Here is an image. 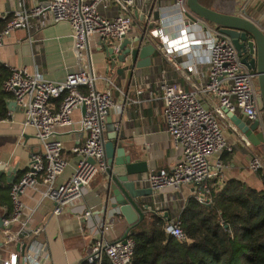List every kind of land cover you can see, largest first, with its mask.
Returning <instances> with one entry per match:
<instances>
[{
  "label": "crops",
  "instance_id": "0c3cea01",
  "mask_svg": "<svg viewBox=\"0 0 264 264\" xmlns=\"http://www.w3.org/2000/svg\"><path fill=\"white\" fill-rule=\"evenodd\" d=\"M241 1L244 0L238 2ZM49 3L50 0H0V15H8L9 20L16 11H31L37 6L44 8L41 15L31 18L27 29L13 30L4 38L0 47L3 67L8 71L10 67L38 71L54 82H63L69 74L81 71L98 77V89H110L117 106L107 117L105 140H110V132L114 128L121 135L126 153L134 156L137 161L148 163L149 171L134 176L131 180L135 182L137 189H151L148 183L151 172L164 170L172 173L182 159V151L175 148L167 132L163 115V86L178 83L190 90L185 76L187 67L192 66L195 67L192 80L200 89L204 88L209 74L206 47L193 48L190 53L167 52L166 46L150 34L160 51L153 56L150 66L137 68L127 59L124 63L118 61L113 67L108 56L109 47L98 37L89 39L87 52L80 56L74 47L72 27L68 22L52 23ZM175 3L176 0H143L136 3L132 9L135 26L127 38L133 41L141 36L148 24L151 33L154 29L164 27L166 21L177 23L179 9ZM118 12V8L112 5L104 15L113 17ZM260 25L264 27L263 24ZM165 32L172 38L179 36L176 27L165 29ZM201 99L208 109H214L218 105L214 96L201 94ZM10 101H14L13 98L8 102ZM59 105L60 101H53V110H58ZM82 114V109H75L72 114L74 127L56 129L55 138L64 143L63 158L68 163L65 172L58 179L59 183L68 180L76 166L77 157L72 149L85 139L80 123ZM236 114L248 122L243 113ZM221 122L227 143L233 147V152L221 155L224 164L221 178L210 180L206 185L197 187L195 192L192 189L184 193L153 191L152 195L140 199L142 205L147 207L146 217L154 213L164 217L169 223L176 222L191 197H204L207 202L209 185L216 187L230 180H239L256 190L264 189L260 174L249 169L253 155L258 154L264 159V148L259 149L253 145L246 147L241 140L242 133L227 115ZM41 151L42 145L35 130L24 127L23 110L18 105L10 111L8 119L0 121V163L11 174L8 176L4 173L1 176L0 219L10 218L13 211V208L10 210L1 201L3 196L8 199V189L12 186L8 179H13L14 183L20 179L28 169L31 154ZM216 159L217 157L211 159L213 169ZM105 178V172L99 173L85 188L82 199L66 207L61 215H55L56 205L44 196L48 187L41 176L36 187H29L21 194L23 211L13 228L18 231L26 226L29 233L40 228L41 232L37 237L29 238L28 243L26 239L29 236L26 234L13 244L2 245L0 264L10 262L13 256H16V264H28L24 259L23 247L28 250L31 239H35L43 249L42 256L39 257L40 264H88L87 259L95 240L104 238L111 243L121 241L129 225L116 211L111 210L108 214L104 212ZM87 211L91 212V216H86Z\"/></svg>",
  "mask_w": 264,
  "mask_h": 264
},
{
  "label": "built area",
  "instance_id": "2783aa9c",
  "mask_svg": "<svg viewBox=\"0 0 264 264\" xmlns=\"http://www.w3.org/2000/svg\"><path fill=\"white\" fill-rule=\"evenodd\" d=\"M140 1L143 0H50L48 8L52 23L70 24L74 47L80 56L87 52L89 39L94 36L106 43L107 47H112L118 56L120 45L135 26L132 9ZM112 5L118 8V14L105 16L104 12L110 10ZM175 6L179 9L177 23L166 21L164 27L154 29L150 34L166 46L167 52L190 53L193 48L206 47L209 74L206 85L200 89L192 80L195 67L188 66L185 80L190 90L178 83L163 86V115L167 132L175 148L182 151V159L172 173L160 170L149 174L150 188L157 193H184L191 189L195 192L197 187L221 178L224 168L221 155L233 152L221 122L226 117L224 110L234 114L243 113L249 123L259 121L264 133V116L257 105L259 85L256 71L242 63L229 37L191 12L187 0H176ZM43 11L42 6L34 7L31 11L19 10L12 14L10 20L8 15H0V20L8 21L6 29L0 33V47L7 35L13 30L27 29L31 18L41 15ZM236 14L244 16L245 11L239 10ZM174 27L179 36L172 38L165 29ZM173 42L176 44L173 45ZM2 70L3 64L0 61V76ZM9 72L4 90L22 108L24 127L35 130L42 151L31 154L27 171L10 188L13 211L10 218L4 219L5 229L0 231V252L2 245L13 244L26 234L28 239L40 234V228L30 233L26 226L18 231L6 228L20 220L23 211L20 196L27 188L36 187L41 176L48 187L44 196L55 203L54 214L61 215L66 207L82 199L85 188L99 173L106 171L107 117L117 107L112 91L98 89V77L86 71L69 74L63 82L48 80L38 71L30 72L27 68L10 67ZM109 82L112 84L111 79ZM201 94L216 97L218 105L208 109ZM55 100L60 101L56 111L52 108ZM77 108L83 110L80 123L85 139L72 149L77 157L73 173L64 183H59L58 179L68 163L63 158L64 143L55 138V132L58 127H74L72 114ZM233 130L237 132L235 127ZM241 140L246 147H252L243 134ZM214 157H217L215 169L211 166ZM249 169L255 173H264V159L258 154L253 155ZM86 216H91V212L87 211ZM165 231L180 242L186 241L179 220L168 222ZM31 240L24 259L28 264H40L39 257L43 249L35 239ZM134 248L135 243L129 238L125 243L98 239L92 245L87 263L102 264L108 258L111 264H132ZM12 262L16 264V256L4 264Z\"/></svg>",
  "mask_w": 264,
  "mask_h": 264
},
{
  "label": "trees",
  "instance_id": "16d2710c",
  "mask_svg": "<svg viewBox=\"0 0 264 264\" xmlns=\"http://www.w3.org/2000/svg\"><path fill=\"white\" fill-rule=\"evenodd\" d=\"M217 1L200 0L203 6L219 11ZM7 24V20L0 21V33ZM9 76L3 67L0 121L9 118L12 97L4 90ZM259 174L264 184V173ZM220 185H209L208 202L193 196L185 205L178 220L186 241L166 233L164 217L154 213L146 217L128 236L135 243L132 264H264V189H253L239 180ZM1 201L12 210L10 188L8 199L3 196ZM102 264L111 263L105 258Z\"/></svg>",
  "mask_w": 264,
  "mask_h": 264
},
{
  "label": "water",
  "instance_id": "95a60500",
  "mask_svg": "<svg viewBox=\"0 0 264 264\" xmlns=\"http://www.w3.org/2000/svg\"><path fill=\"white\" fill-rule=\"evenodd\" d=\"M231 1V0H218ZM240 1V0H232ZM188 8L198 18L210 23L219 29L225 36L229 37L240 57L242 63L249 69L256 71L259 95L257 105L264 116V31L256 22L240 14H228L212 10L203 6L200 0H187ZM108 56L112 60V65L126 62L129 59L137 68H143L152 64V58L160 53L159 48L153 42L150 36L149 28H145L143 34L133 41L125 38L120 45V53L115 55L112 47L108 48ZM18 107L15 101L8 102L10 111ZM227 117L237 126L240 132L256 148H264V133L260 129V122L248 123L240 119L237 114L224 110ZM109 141L105 143L106 159L108 167L105 171L104 212L116 211L122 216L129 229L122 237L123 243L128 239L129 233L136 228L144 219L147 208L141 203V198L153 194L152 189H137L135 182L131 180L134 176H139L149 171L146 161H137L134 156L127 154L121 140V135L113 128L110 132ZM121 145V146H120ZM91 162H94L91 160ZM6 173L10 176V171L6 170L5 165L0 163V188L1 176ZM12 185L13 179H8ZM203 198V197H202ZM168 215L166 214L165 217ZM4 219H0V228L5 229ZM14 225L6 229L12 230ZM29 242V239H26ZM23 255L26 253V247H23Z\"/></svg>",
  "mask_w": 264,
  "mask_h": 264
},
{
  "label": "rangeland",
  "instance_id": "374dc122",
  "mask_svg": "<svg viewBox=\"0 0 264 264\" xmlns=\"http://www.w3.org/2000/svg\"><path fill=\"white\" fill-rule=\"evenodd\" d=\"M215 7L224 12H230L231 14H236L239 10H244L247 18L251 19L257 24L264 25V1L261 0H252L250 2L247 1H220L215 3ZM261 26V25H260ZM261 28H264L261 26ZM263 149V148H262ZM200 201H205L204 197H197ZM208 202V201H207Z\"/></svg>",
  "mask_w": 264,
  "mask_h": 264
},
{
  "label": "bare ground",
  "instance_id": "6f19581e",
  "mask_svg": "<svg viewBox=\"0 0 264 264\" xmlns=\"http://www.w3.org/2000/svg\"><path fill=\"white\" fill-rule=\"evenodd\" d=\"M176 43L175 42H173V45H175Z\"/></svg>",
  "mask_w": 264,
  "mask_h": 264
}]
</instances>
